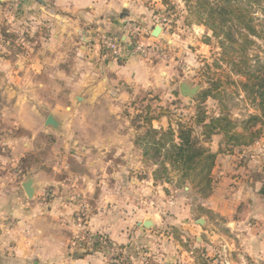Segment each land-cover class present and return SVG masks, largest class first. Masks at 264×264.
<instances>
[{"label":"crops","instance_id":"crops-1","mask_svg":"<svg viewBox=\"0 0 264 264\" xmlns=\"http://www.w3.org/2000/svg\"><path fill=\"white\" fill-rule=\"evenodd\" d=\"M4 1L0 0L1 8ZM164 8L162 0H23L20 19L27 24L23 28H27L31 37L35 36L36 43H31L20 54L13 56L10 53L11 56L4 60V66L8 75L15 76L19 72V82L27 85V91L43 93L33 96L27 92L20 94L19 99L32 106L31 110L35 112L31 114L45 113L46 117L41 124H16L22 130H41L53 135L57 141L49 152L53 157L43 159L27 173L20 166V161L31 150V143H27L24 150L11 146L14 149L9 151L10 154L0 150L4 164L0 170V218L9 217L13 221L11 224L0 221V264H107L100 250L73 253L76 248L73 234L77 230L73 224V212L80 206L77 202L80 198L76 200V197L81 194L88 198L90 235L109 237L117 243L128 242L130 237H150L155 231L141 226L146 219L143 214L146 215L147 211L154 213L152 218L156 225L161 219L160 223L183 225L193 231L191 220L196 217V221L200 217L199 212H203L207 232L211 231L213 235V245L221 246L227 252L238 251L241 257L245 255L254 261H264V195L261 192L264 186V138L255 144V148H259L258 154L251 153L244 158L247 152L244 149L239 155L218 156L213 171L219 175L218 182L207 198L185 189L176 199H167L163 207H156L148 196L146 201H142V208L136 212L135 219L127 216L130 222L127 223L123 205L118 199L124 192L120 181L126 167L140 162L142 157L132 150H125L134 148V144L124 140L121 134L110 139L99 134L95 139L93 136L81 141L76 133L100 131L103 127L84 124L81 129L75 123H67V116L77 117V106H85L87 101L97 99L100 93L97 91L104 86L119 90L128 81L133 86L152 84L159 64L134 56L126 47L118 58H101L92 39L96 30H106L116 38L120 37L125 44L131 23H139L144 30L150 29L155 10L163 14ZM15 67L17 72L13 70ZM49 72H54L53 77L58 76L57 87L60 79H64L63 89L67 93L63 91L61 96L58 88L55 95H50L48 84L43 80ZM31 85L36 87L29 88ZM116 94L118 98L122 96L119 92ZM61 97L76 103L64 110L47 109L48 101ZM33 98L39 100L40 105L35 104ZM51 112H55L61 122L64 121L59 131L45 125ZM71 133H74L73 141L69 140ZM14 141L21 144L22 138ZM5 143L6 140L2 142ZM70 146V149H75L70 151L71 156L64 152V148ZM75 164L80 166L79 170L73 168ZM11 166L15 168L12 173L7 170ZM29 172L34 178L33 199L28 198L23 187ZM129 206L131 209L134 205L131 203ZM219 224L227 226L228 236L217 234ZM128 226L131 230L127 229L125 233Z\"/></svg>","mask_w":264,"mask_h":264},{"label":"rangeland","instance_id":"rangeland-1","mask_svg":"<svg viewBox=\"0 0 264 264\" xmlns=\"http://www.w3.org/2000/svg\"><path fill=\"white\" fill-rule=\"evenodd\" d=\"M167 1L170 4L165 5L163 3L165 7L163 14L159 10H155L156 16L152 19L150 29L144 30L139 23L133 22L131 25L139 26V33L133 35L129 31L125 44L120 41V37L117 38L127 49L130 47L126 45H133L137 41L151 46L153 54L146 58L131 51V49L130 52L149 63L159 64L152 84L142 86L144 84L141 83L140 86H133L134 84L128 81L125 85H121L119 90L104 86L97 91H100L96 96L97 99L92 102L87 101L85 106L83 104L77 106L79 108L77 117L70 115L66 119L67 123H75L81 129L84 124L103 127L100 131L91 130V132L76 133L81 137L78 138L81 141L89 140L93 136L95 139L99 134H103L108 139L116 134H121L124 140L132 141L134 144V148L130 147L125 150H132L135 155L142 157L140 162L134 165H126L127 170H125L124 178L120 181L124 192L118 199L123 205V215L127 223H130L127 216H133L132 219H135L136 212L142 208V201H146L148 196L154 200L156 207H163L167 199H176L177 196L185 192V189L198 194L201 198H207L215 190L218 182V173L217 175L213 173L215 166H217L218 156L239 155L243 153L244 149L247 151L244 158L251 153L258 154L259 148H255V144L264 138V124L260 121L256 126H253L254 128L251 127L250 131L261 128V135L250 145H234V142H229L223 133H214L211 138L207 139L202 126H196V133L200 139L205 141V146L212 153L216 154L215 165L211 172L212 181L206 180V174L204 175V172L200 170V166L191 171L188 176H184L185 170L177 166H170L169 163L168 172L161 173L159 171L157 173L158 178L154 179L156 170H160V166L154 163L164 160L169 145L159 155H154V149L149 145H151L150 142L152 143L158 138L148 135V129L151 125L156 129H168L169 126L177 128L178 123L190 122L191 118L196 116L199 111H204L207 117H225L226 123L224 122V125L229 123V128L232 131L249 135L250 131H246V127L252 126L251 123H248L250 117L262 113L257 106L258 103L255 104L252 101L242 84L247 81L246 74L255 72L258 63L264 62V39L253 36L255 43L248 52V60L233 56L229 51L230 45L225 37L223 35L215 36L213 31L200 23L201 14L197 0ZM22 7L23 0H5L3 8L0 7V150L10 154L14 149L11 146H19L21 150H24L28 147L27 143H31L29 148L31 150H28L20 161V166L27 173L37 164H41L43 159L50 160L53 157L49 152L57 139L41 130L35 132L27 128L22 130V127L19 129L18 124H16L17 122L27 126L41 124L46 117L45 113L43 115L31 114L32 111L35 112V110H31L32 106H28L27 101H20V94L27 92L32 94L33 92L27 91V85L19 82L20 78L17 77L19 72H17L16 67L13 70L17 73L15 72V76H12L7 74L4 66V60L9 58L11 54L13 56L20 54L21 50L23 51L31 43H36L35 36L31 37L27 28H23L27 24L20 19ZM257 14L261 15L260 12ZM18 19L21 21H17ZM157 25L162 26L163 32L159 36H154L152 32ZM105 34H109V32L96 30L92 39L93 43L97 44L99 56L106 59L120 57L122 53L118 56H112L103 48L102 36ZM61 63L64 64L65 61ZM239 69H242L243 72L238 73ZM65 70H67L66 67ZM69 70L73 71L74 69L69 68ZM53 75L54 72L45 74L43 80L48 84L50 95H55L59 88L62 96L63 91L67 93V90L63 89L64 79H60L61 83L57 87L56 80L59 78H57L58 76L53 77ZM59 77L61 76L59 75ZM212 81L220 82V87L214 90L212 94L204 97L202 93L211 87ZM182 83H186L190 87H199L198 93L186 95L181 90ZM35 87L36 85H31L29 88ZM118 92L122 95L119 98L116 96ZM35 94L39 96L43 93L37 91L32 95ZM32 101L40 105L39 100L33 98ZM73 102L67 97H61L58 100L48 101L49 107L47 109L64 110ZM41 103L44 104L43 101ZM47 109L46 111H48ZM149 111L150 116L156 117L152 123L146 120ZM51 113L55 115V112ZM47 127L52 128L51 126ZM60 129L54 130L59 131ZM73 134L71 133L69 137L70 141L75 139ZM19 137L22 138L21 144L14 141ZM5 140L6 143L2 144ZM70 148L71 146L64 148L66 150L64 152L70 153L71 156L70 151L75 149ZM92 154L94 155V152ZM2 163L0 158V170L4 166ZM73 168L79 170L80 166L75 164ZM7 170L12 173L15 168L11 166ZM166 177H170L171 181H168ZM28 178L34 180L30 172L27 174ZM207 184L210 185L207 186ZM77 199L80 206H77L78 208L73 212V224L75 226L81 205L88 202L87 196H83V194L77 195ZM131 203L134 206L130 209ZM165 213L167 212L165 211ZM165 213H163L164 216ZM203 214V212H199V218H204ZM90 215L91 212H88V217ZM139 216L141 217L142 213ZM145 216L146 219L153 220L154 213L147 211L146 215L143 214V217ZM195 219L196 217H193L191 220L194 227L192 228L193 231L183 227V225L172 226L165 221L160 223L161 219H159L158 225L154 223L153 227L146 228L143 226V220L141 226L149 231L154 230L155 233L150 237L145 235L138 236L137 239L130 237L128 242L121 243L114 242L109 237L102 238L93 234L90 235L88 231L86 237L77 242L73 253L100 250L107 264H264V261H254L245 255L241 257L238 251L230 250L227 252L221 246L213 245V235H211V231L207 232L206 223L201 225L197 222L198 219L196 221ZM0 221L7 224L13 223L9 217H1ZM127 229L130 232L131 226L125 227V233ZM216 231L219 235H229V230L224 224H219ZM76 233L77 230L73 234V239Z\"/></svg>","mask_w":264,"mask_h":264},{"label":"trees","instance_id":"trees-1","mask_svg":"<svg viewBox=\"0 0 264 264\" xmlns=\"http://www.w3.org/2000/svg\"><path fill=\"white\" fill-rule=\"evenodd\" d=\"M163 3L170 4L167 0H163ZM197 3L201 14L200 23L213 31L215 36L225 37L230 45L231 55L248 60V52L255 43L253 36L264 39V0H197ZM259 12L261 15L257 14ZM237 72L243 71L239 69ZM246 75L247 81L242 84V87L252 101L255 104L258 103L257 106L262 112L260 115L250 117L248 123L252 126L246 127V131H250L251 127L256 126L259 121L264 124V62H259L256 71ZM219 85L220 82L212 81L211 87L202 94L204 97L212 94L220 87ZM148 109L150 110V107ZM150 114L149 111L146 120L152 123L156 117ZM224 122L226 123L225 117H207L204 111H199L190 122L178 123L177 128L169 126L168 129H156L151 125L148 135L158 138L149 145L154 149V155H159L169 145L164 160L154 163L160 166V170L157 169L154 174V179L158 178L159 171L168 172L169 163L170 166L185 170L184 176H188L191 171L200 166V170L204 172V175L206 174V180L212 181L211 172L215 165L216 154L205 146V141H202L196 133V126H202L207 139L214 133H223L229 142H234V145H250L260 137L262 132L259 128L250 131L249 135H244V133L232 131L229 123L224 125ZM166 179L171 181L170 177ZM261 192L264 195V186Z\"/></svg>","mask_w":264,"mask_h":264},{"label":"built area","instance_id":"built-area-1","mask_svg":"<svg viewBox=\"0 0 264 264\" xmlns=\"http://www.w3.org/2000/svg\"><path fill=\"white\" fill-rule=\"evenodd\" d=\"M139 30V26L135 24L130 26V31L133 35L139 33ZM102 45L106 51L112 54V56L120 55L123 47H125L122 42H120L114 35L110 33L102 36ZM127 46L130 47L129 49H131V51H134L145 58L153 54V49L151 46L140 41L133 43V45L130 44ZM81 206V211L78 214L76 222L77 233L74 238L73 245H76L79 240L84 239L89 231L88 205L84 202Z\"/></svg>","mask_w":264,"mask_h":264},{"label":"water","instance_id":"water-1","mask_svg":"<svg viewBox=\"0 0 264 264\" xmlns=\"http://www.w3.org/2000/svg\"><path fill=\"white\" fill-rule=\"evenodd\" d=\"M163 32V28L160 25H157L152 34L154 36H159ZM181 90L183 93L186 95H196L199 91V87H190L186 83L181 84ZM47 126H51L54 129H60L61 121L57 119V117L51 113L48 115L46 119ZM24 190L29 198H33L35 194V186H34V180L32 178H28L24 183H23ZM197 222L201 225H204L205 219L204 218H199ZM155 224L152 219H145L143 222V226L146 228L153 227Z\"/></svg>","mask_w":264,"mask_h":264}]
</instances>
